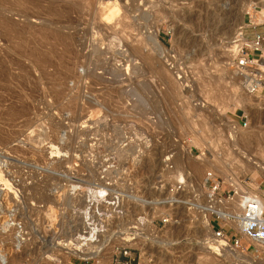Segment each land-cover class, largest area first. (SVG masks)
I'll use <instances>...</instances> for the list:
<instances>
[{
  "label": "rangeland",
  "instance_id": "374dc122",
  "mask_svg": "<svg viewBox=\"0 0 264 264\" xmlns=\"http://www.w3.org/2000/svg\"><path fill=\"white\" fill-rule=\"evenodd\" d=\"M107 1L0 0V263L98 264L64 242L97 228L110 264H264L197 244L212 179L264 200V84L227 50L264 0H112L106 21Z\"/></svg>",
  "mask_w": 264,
  "mask_h": 264
},
{
  "label": "built area",
  "instance_id": "2783aa9c",
  "mask_svg": "<svg viewBox=\"0 0 264 264\" xmlns=\"http://www.w3.org/2000/svg\"><path fill=\"white\" fill-rule=\"evenodd\" d=\"M245 16L247 18V23L243 24V27L237 32L233 39V44L236 48V52L233 54L236 59L234 67L235 71L238 73L237 76L243 81L242 83L245 85L247 91L251 94H255L258 92L255 85L260 81V78L255 77L252 72L255 71L254 66L256 60L261 58L264 53V6L261 7V3L253 5ZM247 32H250L249 36ZM246 71L251 73H246ZM105 196H107V194H105ZM236 196V191H233L231 195L228 194L225 197L221 192V184L217 180L212 179L205 194L204 206H206L207 209L211 206L227 207ZM241 197L243 204L240 216L241 232L235 231L234 228L226 222V220L231 219L225 220L214 212L211 214L210 219L213 236L216 240H224L225 238L227 244L236 249L241 247L240 240L237 236L248 242L264 244V209L260 206V201L257 198L258 196L252 195L246 197L244 194H241ZM228 209L229 208H225L223 210L227 212ZM161 222L162 224L167 223L166 220ZM79 241H83L84 243L89 242L81 238ZM118 255L125 260L123 262L118 260L116 264H132L133 259L127 248H120Z\"/></svg>",
  "mask_w": 264,
  "mask_h": 264
},
{
  "label": "bare ground",
  "instance_id": "6f19581e",
  "mask_svg": "<svg viewBox=\"0 0 264 264\" xmlns=\"http://www.w3.org/2000/svg\"><path fill=\"white\" fill-rule=\"evenodd\" d=\"M117 1H112V0H110V1H107L106 3H105V6H106V10L109 12L108 13V15L107 16H105V20L106 21H110V19L114 16V15H116V12L118 11V6H117V3H116ZM264 6V2H263V4L261 5V7H263ZM104 9V8H103ZM2 21H4L3 20V18L1 19ZM121 24V23H120ZM126 24V23H125ZM240 26H242V19L240 20V21H237V23L235 24V28H233L234 30H233V32H232V34L231 35H233V34H235L236 33V31L237 30H240L242 27H240ZM124 27V26H123ZM122 27V28H123ZM121 28V29H122ZM130 29V28H129ZM3 30H4V34L6 35V36H9V37H11L12 35H14L13 33H14V31H13V29H12V24L10 25V24H8V23H3ZM232 30V29H231ZM18 35V34H17ZM56 37V36H55ZM53 38V37H52ZM65 39V38H64ZM55 40H57L56 41V43H53L54 45L55 44H59V43H63L62 45L63 46H65L64 48H66L67 47V45H64V41H66L67 43H68V39H66V40H64L63 41V37L61 38V37H58L57 39H55ZM230 40H232V38L230 39ZM65 42V43H66ZM22 43V42H21ZM134 43V42H133ZM152 43H153V46H157V43H156V40H155V37H153V39H152ZM19 44V43H18ZM135 45V44H134ZM229 47L227 48V50H229L230 52H232V53H235L236 52V48L234 47V45H233V40L229 43ZM22 46H23V44H22ZM21 46V47H22ZM69 46V45H68ZM20 47V48H21ZM27 47H29V46H27ZM136 47V46H135ZM144 47V46H143ZM14 48H16V47H14ZM68 48V47H67ZM67 48H66V50H67ZM19 51V50H18ZM22 51H24V48L22 49ZM132 51V50H131ZM135 53H138V54H140L141 52V48L138 46V47H136V48H134V50H133ZM27 52V51H26ZM28 52H30L29 50H28ZM64 52V51H63ZM140 52V53H139ZM18 53V52H17ZM50 53H52V52H50ZM65 53H66V51H65ZM26 54V53H25ZM32 54L34 55V53H31V56H32ZM38 54V56H39V53H37ZM45 55V54H44ZM27 56V55H26ZM25 56V57H26ZM28 56H30V55H28ZM35 56H36V54H35ZM40 56H42L41 54H40ZM47 56V55H46ZM24 57V56H23ZM18 58V57H17ZM41 58V57H40ZM55 58V57H54ZM58 58H59V56H58ZM34 59H36V57L34 58ZM39 59V58H38ZM46 58L44 57V59L42 58V59H39V60H37V61H35L34 63H36L37 65L36 66H40V67H42V68H39L40 70L42 69H46V68H44V67H46V64L48 63H46V60H48V59H46ZM60 59V58H59ZM144 59H146L147 60V56H145L144 57ZM22 60V59H21ZM42 60V61H41ZM61 60V59H60ZM59 60V61H60ZM145 60V61H146ZM259 60V61H258ZM33 61V60H32ZM48 61H50V60H48ZM19 62V61H18ZM50 63V62H49ZM49 63H48V66H49ZM53 63V62H52ZM56 63V62H55ZM59 63H61V62H59ZM21 64V63H20ZM51 64V63H50ZM52 65V64H51ZM50 65V66H51ZM54 65V64H53ZM256 65H257V67L259 68L258 70H255L254 72H252V74L255 76V77H258L259 75L263 78V80H264V71H260V69L261 68H264V53H263V55H262V57L261 58H258L257 60H256ZM35 66V65H34ZM56 66V65H55ZM3 67V66H2ZM60 67V66H59ZM50 68V67H49ZM54 68V67H53ZM62 68V67H61ZM22 69V68H21ZM66 69V67H64V70ZM41 70V73L44 71H42ZM9 71V70H8ZM7 71V72H8ZM1 72V71H0ZM20 72V71H19ZM23 72V71H22ZM247 72V71H246ZM26 73V72H25ZM60 73H62V72H60ZM43 74H44V76H46V72H43ZM3 75V74H2ZM47 75H49V74H47ZM64 75V74H63ZM22 77V76H21ZM42 77V76H41ZM52 77V76H51ZM43 78V77H42ZM46 78V77H45ZM50 78V77H49ZM25 79V78H24ZM262 79H260V81H258L257 83H256V85H255V87H256V89L257 90H260V89H262L263 88V84H264V81H263ZM37 81V80H36ZM22 83V82H21ZM168 83H170V82H168ZM170 85L171 86H173L172 85V83H170ZM52 148V147H51ZM53 152V151H52ZM52 152H50V153H52ZM56 154L58 153L57 152V150H56V152H55ZM182 180V179H181ZM185 183V182H184ZM256 189V188H255ZM98 191H99V193H105V189L104 188H98ZM236 193H237V196L228 204L229 206H227V207H221V206H214V207H209L208 209H207V207L206 206H203V208H204V210L206 211V212H204L203 214H205L204 215V218H200V219H203V223L201 222L200 223V221L201 220H199V219H197L198 220V224L199 225H201V226H203V229H204V232H205V234L202 236V240H200L197 244H199V250L201 249V252H203L204 254H205V256H208V258H209V256L211 257V259H214L215 261H219L220 259L219 258H224L225 256L227 257V255H234L235 253H239V250L238 249H236V248H234V247H232V246H230V245H228L227 244V242H226V240H225V238H224V240H222V239H220V240H216L215 238H214V236H213V233H212V230L210 229L211 228V226H210V218H211V214H213L214 212L215 213H217L221 218H224L225 220L226 219H231V220H226V222L228 223V224H230L233 228H234V230L235 231H237V232H241V220H240V216H241V212H242V206H243V204H242V197H241V194H244L246 197H249V196H252V195H256V194H252V193H241V192H238L237 190H236ZM240 193V194H239ZM43 196V198L44 199H46V195H41V197ZM243 196V195H242ZM258 196V197H257ZM256 197L259 199V201H260V206L262 207V209H264V200L262 199V197L261 196H259V195H256ZM42 203V202H41ZM43 204V203H42ZM225 208H229L228 210H227V212L225 211V210H223V209H225ZM197 224V225H198ZM196 226V225H195ZM194 226V227H195ZM198 227H200V226H198ZM198 227H197V229H196V227H195V233H200V231H202V230H200L199 231V229H198ZM193 232V233H194ZM85 235H82V233L81 232H79V234H77V233H75V234H72L70 237V239L71 240H69L68 241V239H65L64 240V242H66V244H65V247H67L68 246V244L70 243V242H72L75 238H81V239H83L84 241H89L90 242V244L89 245H86V251L85 252H83V251H81V252H79L80 254L78 255L77 254V252H74L75 253V255L77 256V257H79L80 259H82V260H92V259H96V260H98V264H110V260H107V262L105 261V260H102L101 259V256H100V251L101 250H104L103 249V244L102 243H100L99 241L96 243V244H93L94 242H96L97 241V234H98V230H97V228L95 229V228H93V229H89L86 233H84ZM158 240H161V239H158ZM63 242V241H62ZM243 242H245V244H247L248 246H252L253 248H254V250L255 251H257V252H259L260 250H262V249H264V244H260V243H256V242H248V241H246V240H244L243 239ZM140 243L142 244V247H143V241H140ZM155 243H157L156 241H155ZM159 244H161V242L159 241L158 242ZM212 243V245H214V246H212L211 247V244ZM158 245V244H157ZM162 245V244H161ZM208 245L210 246V247H208ZM90 248V252H88L89 249ZM163 248V247H162ZM236 250H238V251H236ZM87 252V253H86ZM253 252V251H252ZM110 255H111V253H110ZM103 256V255H102ZM204 256V255H203ZM202 256V257H203ZM214 260H212V261H214ZM12 261V260H11ZM0 264H4V263H0ZM159 264V263H158Z\"/></svg>",
  "mask_w": 264,
  "mask_h": 264
}]
</instances>
